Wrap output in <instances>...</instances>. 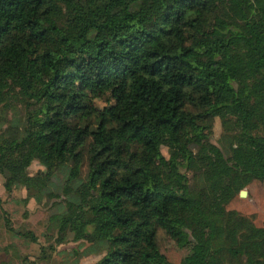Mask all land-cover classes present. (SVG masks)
<instances>
[{
	"label": "trees",
	"instance_id": "16d2710c",
	"mask_svg": "<svg viewBox=\"0 0 264 264\" xmlns=\"http://www.w3.org/2000/svg\"><path fill=\"white\" fill-rule=\"evenodd\" d=\"M0 108L7 192L61 197L56 242L92 264H176L159 226L179 264H264V221L227 207L264 179V0H0Z\"/></svg>",
	"mask_w": 264,
	"mask_h": 264
},
{
	"label": "rangeland",
	"instance_id": "374dc122",
	"mask_svg": "<svg viewBox=\"0 0 264 264\" xmlns=\"http://www.w3.org/2000/svg\"><path fill=\"white\" fill-rule=\"evenodd\" d=\"M20 83L23 80L20 79ZM90 106L93 118L99 115L100 109L105 104V100L99 95H90ZM0 114L2 109L0 108ZM6 116V117H5ZM5 116L0 121V133H8L14 115V110H6ZM223 132L222 119L216 116L213 122L211 140L220 144V137ZM162 150L169 155L168 147L163 146ZM44 166L34 160L29 167L31 173H36ZM87 172V165L83 166L82 176ZM227 204L228 208H235L246 215L252 216L257 225H262L264 221V179H254ZM27 187H17L11 193L7 192L4 186V177L0 173V257L7 264H92L103 255L102 245L89 241L68 240L56 242V228L54 213L60 211L59 200L61 197L53 199L45 198L43 201L35 197H27ZM5 215L9 216L13 226L18 229H28L34 231L38 240L26 238L22 235L14 234L10 231L5 222ZM157 239L160 248L176 264L188 252L187 247L177 244L162 227H158ZM49 242H54L56 249L42 258L41 247Z\"/></svg>",
	"mask_w": 264,
	"mask_h": 264
},
{
	"label": "water",
	"instance_id": "95a60500",
	"mask_svg": "<svg viewBox=\"0 0 264 264\" xmlns=\"http://www.w3.org/2000/svg\"><path fill=\"white\" fill-rule=\"evenodd\" d=\"M245 192H246V190H245V189H242V190H241V193H243V194H244Z\"/></svg>",
	"mask_w": 264,
	"mask_h": 264
}]
</instances>
